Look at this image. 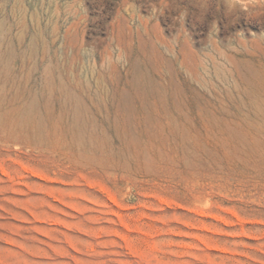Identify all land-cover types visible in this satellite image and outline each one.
Listing matches in <instances>:
<instances>
[{
  "label": "rangeland",
  "instance_id": "obj_1",
  "mask_svg": "<svg viewBox=\"0 0 264 264\" xmlns=\"http://www.w3.org/2000/svg\"><path fill=\"white\" fill-rule=\"evenodd\" d=\"M0 264H264V0H0Z\"/></svg>",
  "mask_w": 264,
  "mask_h": 264
}]
</instances>
